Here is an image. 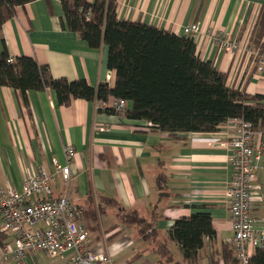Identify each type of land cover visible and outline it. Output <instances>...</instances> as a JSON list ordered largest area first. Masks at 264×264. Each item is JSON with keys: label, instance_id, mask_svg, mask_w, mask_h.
<instances>
[{"label": "crops", "instance_id": "0c3cea01", "mask_svg": "<svg viewBox=\"0 0 264 264\" xmlns=\"http://www.w3.org/2000/svg\"><path fill=\"white\" fill-rule=\"evenodd\" d=\"M114 1L121 21L140 22L179 36L184 27L196 26L199 58L224 73L229 87L264 96V35L261 48L249 46L264 0ZM217 32L235 40L238 49L219 48L213 37ZM3 49L11 59L27 56L46 65L55 79H83L93 88L100 83L113 87L115 82V72L107 67V46L90 47L70 31L60 0L17 6L0 28V54ZM98 108V102L83 99L59 105L49 90L23 96L0 87V187L20 190L37 167L53 173L54 160L65 164L63 146L69 144L75 150L70 198L82 209L78 221L87 230L86 243L92 251L107 252L110 264H232L223 246H230L233 234L226 189L232 178L229 142L234 129L222 124L212 133L170 135L147 128L144 121ZM257 131L254 143L264 147V130ZM67 187L57 175L54 195L66 193ZM252 189L260 199L253 209L256 233L264 236V160L257 163ZM101 196L115 199L119 210L135 211L154 223L155 239L144 240L136 226L123 224L115 211L100 213ZM199 211L211 215L215 238H205L197 259L189 262L168 233L177 219ZM11 240L10 234L0 233V249L6 244L12 250ZM160 241L172 255L171 263L155 251ZM0 264H15V259L0 253ZM26 264L66 261L33 252Z\"/></svg>", "mask_w": 264, "mask_h": 264}, {"label": "trees", "instance_id": "16d2710c", "mask_svg": "<svg viewBox=\"0 0 264 264\" xmlns=\"http://www.w3.org/2000/svg\"><path fill=\"white\" fill-rule=\"evenodd\" d=\"M33 1L0 0V28L14 15L17 6ZM60 1L70 31L77 33L90 47L107 46V67L115 72L113 87L100 83L93 88L83 79H55L46 65L27 56L11 59L6 49L0 54V87L12 88L23 96L29 91L49 90L63 106L75 99L98 103L121 99L126 102L121 112L108 107L98 110L151 123V129L170 135L216 132L221 124L234 118L250 122L255 130H264V96L248 95L229 87L224 73L199 58L192 37L140 22L121 21L117 18L114 0ZM263 35L264 9L258 15L249 46L261 48ZM127 103L131 104L130 108ZM195 208L203 210L205 207ZM98 210L102 214L115 211L123 224L135 225L144 240L155 239L154 223L140 218L135 211L119 210L115 199L99 197ZM168 234L189 262L197 259L205 238H215L207 211L177 219ZM223 247L224 255L228 254L232 264L235 263L232 248ZM155 249L163 261L172 262L165 243H156ZM249 264H264V246L252 253Z\"/></svg>", "mask_w": 264, "mask_h": 264}, {"label": "built area", "instance_id": "2783aa9c", "mask_svg": "<svg viewBox=\"0 0 264 264\" xmlns=\"http://www.w3.org/2000/svg\"><path fill=\"white\" fill-rule=\"evenodd\" d=\"M198 33L199 29L194 25L183 28V34L193 39ZM213 37L215 44L223 50L238 49L237 42L223 33H213ZM125 106L126 102L121 99L99 103V107L112 108L117 112L123 111ZM223 124L234 129L229 142L232 178L226 189L233 233L228 243L236 257L233 264H249L252 253L264 246V236L256 233L253 216L254 204L260 199H256L252 189L257 163L264 160V147L262 143H254L259 131L250 122L234 118ZM151 126V123L146 125L147 128ZM98 129L104 130V127ZM63 153L65 164L58 165L54 160L53 173L37 167L33 175L23 180L20 190L0 187V233L12 236L13 247L11 250L9 245H4L0 253L12 254L15 264H26L27 256L33 252L63 259L66 264L111 263L107 252H95L87 247V230L78 221L82 209L70 198V165L75 150L65 144ZM57 175L68 186L66 193L58 196L54 195Z\"/></svg>", "mask_w": 264, "mask_h": 264}, {"label": "rangeland", "instance_id": "374dc122", "mask_svg": "<svg viewBox=\"0 0 264 264\" xmlns=\"http://www.w3.org/2000/svg\"><path fill=\"white\" fill-rule=\"evenodd\" d=\"M50 261V260H49Z\"/></svg>", "mask_w": 264, "mask_h": 264}]
</instances>
